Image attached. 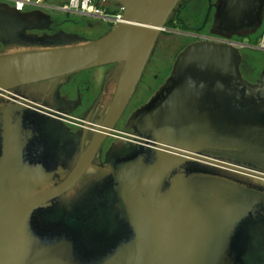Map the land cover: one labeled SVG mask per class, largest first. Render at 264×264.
Listing matches in <instances>:
<instances>
[{
	"label": "water",
	"instance_id": "obj_1",
	"mask_svg": "<svg viewBox=\"0 0 264 264\" xmlns=\"http://www.w3.org/2000/svg\"><path fill=\"white\" fill-rule=\"evenodd\" d=\"M95 1L122 10L96 38L26 34L50 16L0 2V264H264V69L250 82L238 47L187 45L128 119L140 141L102 162L101 141L179 0ZM263 12L264 0H220L213 27ZM109 64L117 84L90 141L27 101L40 85Z\"/></svg>",
	"mask_w": 264,
	"mask_h": 264
},
{
	"label": "flooded vegetation",
	"instance_id": "obj_2",
	"mask_svg": "<svg viewBox=\"0 0 264 264\" xmlns=\"http://www.w3.org/2000/svg\"><path fill=\"white\" fill-rule=\"evenodd\" d=\"M199 1L201 2L200 7H198ZM219 2L220 0H179V17L182 18L187 26L193 28L194 32L190 34L191 36L189 38H184L180 45L181 47L177 46L174 52L169 51V48L166 47L167 45L159 48L160 34L153 53L142 72L134 94L128 102L123 114L116 122L114 131L105 136L101 141L97 154L100 161H104L105 155L109 150H119L124 145L136 144L140 141L138 131L126 125L128 119L135 110L144 105L154 95L158 88L164 84L171 73L177 55L187 45L203 40L217 41L213 38L237 39L236 37L242 34L253 38L255 35H258L261 28L264 26L263 12L260 18L261 20H256L255 18L251 20H239L241 24L240 28L224 30L213 27ZM113 3L115 2H101L100 5L101 7L108 8L111 7ZM9 7L10 5H8L7 8ZM21 12L22 14L34 12L40 15L50 16L49 21L41 25L40 28L26 31V34L30 35L37 34L39 36H48L55 34L59 30H65L67 32H75L86 38H93L91 35L87 34L86 31H94V38H96L112 27L110 22L104 21L98 17L75 12H64L50 8L28 6ZM259 21H261V24L258 26ZM77 23L80 25H77ZM224 23L227 24L230 23V21ZM247 23H249L250 26H247ZM66 25L67 27L72 26L74 29L67 30ZM204 29L206 31L201 32ZM245 37L246 36L242 37V39ZM239 51V67L242 76L248 81L254 82L259 74L254 75V69L249 65L241 49H239ZM118 73L119 68L117 64L81 70L62 78L49 81L43 84V86L40 85L32 95L33 100L30 99L27 101L43 106L51 115H54L56 111L65 115L66 118H63L62 121L67 130L74 134V139L78 140L79 144L83 129H88L86 140L88 139L87 141H90L96 135L102 115L104 114L107 104L110 102V98L117 84ZM101 90H103L101 104L92 115L90 126L87 127L85 117L88 116L90 108ZM72 134H70V136ZM63 139L62 142L68 145V137L66 134Z\"/></svg>",
	"mask_w": 264,
	"mask_h": 264
},
{
	"label": "built area",
	"instance_id": "obj_3",
	"mask_svg": "<svg viewBox=\"0 0 264 264\" xmlns=\"http://www.w3.org/2000/svg\"><path fill=\"white\" fill-rule=\"evenodd\" d=\"M0 2L7 3L17 11H22L26 6L37 8H50L64 12H75L84 15H91L98 17L104 21L110 22L114 26L121 20V9L115 14L106 12L95 0H65L64 3L51 4L44 0H0ZM220 42L229 43L239 49L243 47H252L257 50L264 51V31L261 33L256 43H245L243 40L235 38H213Z\"/></svg>",
	"mask_w": 264,
	"mask_h": 264
},
{
	"label": "rangeland",
	"instance_id": "obj_4",
	"mask_svg": "<svg viewBox=\"0 0 264 264\" xmlns=\"http://www.w3.org/2000/svg\"><path fill=\"white\" fill-rule=\"evenodd\" d=\"M44 2L47 4L48 3H51V4H61V3H64L65 0H44ZM119 5L117 3H113V5L111 4V7H108V9H116L118 8ZM167 29L165 31H162L161 33V36H160V41H159V48L163 47L164 45H167L166 47L169 48V51L171 52H174L175 49L177 48V46H180L183 39L184 38H189L194 30H185V29H182L180 27H166ZM72 29V26H69L68 30H71ZM87 34L91 35L93 38L95 37V32L94 31H90V32H87ZM246 36L245 38H243V41L245 43H249L250 44V39L252 37H248V35H245V34H242L241 36H238V37H244ZM254 36V35H253ZM256 36V35H255ZM181 47V46H180ZM241 50H244L242 51V54H249L251 55L252 57L254 58H264V51H261V50H257V49H254L252 47H243ZM260 60H257V63H259V66H261L263 64L262 61ZM252 68V66H251ZM253 69V68H252ZM262 71V69H261ZM260 71V72H261ZM254 72H257L256 70ZM257 74V73H255Z\"/></svg>",
	"mask_w": 264,
	"mask_h": 264
},
{
	"label": "trees",
	"instance_id": "obj_5",
	"mask_svg": "<svg viewBox=\"0 0 264 264\" xmlns=\"http://www.w3.org/2000/svg\"><path fill=\"white\" fill-rule=\"evenodd\" d=\"M200 6H201V2L199 1V2H198V7H200ZM102 8H104V7H102ZM104 10H105L106 12L110 13V14H115V13L119 12L120 7L116 8V9H108V8H104ZM78 24H79V23H77V25H78ZM79 25H80V24H79ZM111 26H112V25H111ZM166 26H167V27H174V28H176V27H177V28L180 27V28L185 29V30H194L193 28L187 26V25L183 22L182 18L179 17L178 4H177V6L174 8L173 12L171 13L170 18H169V20H168ZM68 28H69V27H67V25H66V29H67V30H68ZM73 29H74V28L72 27L71 30H73ZM203 31H206V30L204 29V30H202L201 32H203ZM263 31H264V26L261 28V30H260V32L258 33V35H256L255 37H253V38L250 39V42H251V43H256L257 40H258V38L260 37V35H261V33H262ZM205 33H206V32H205ZM236 38H237L238 40H243L242 37H236ZM242 51H244V50H241V52H242ZM244 56L247 58L249 65L252 66V68L254 69V71H255V70L257 71V72H255V73H257L256 75H258V74L260 73L261 69H262V70L264 69V58H258V59H257V58L252 57V56L249 55V54H245ZM257 60L262 61L263 64H262L261 66H259V63H257ZM260 61H259V62H260Z\"/></svg>",
	"mask_w": 264,
	"mask_h": 264
},
{
	"label": "crops",
	"instance_id": "obj_6",
	"mask_svg": "<svg viewBox=\"0 0 264 264\" xmlns=\"http://www.w3.org/2000/svg\"><path fill=\"white\" fill-rule=\"evenodd\" d=\"M250 42V41H249ZM254 75H256V74H254Z\"/></svg>",
	"mask_w": 264,
	"mask_h": 264
}]
</instances>
